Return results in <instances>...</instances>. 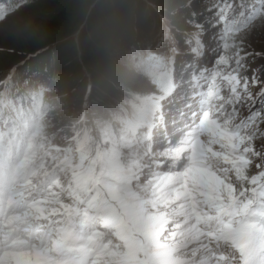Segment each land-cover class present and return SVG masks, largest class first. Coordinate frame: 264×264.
Listing matches in <instances>:
<instances>
[{"label": "rangeland", "instance_id": "374dc122", "mask_svg": "<svg viewBox=\"0 0 264 264\" xmlns=\"http://www.w3.org/2000/svg\"><path fill=\"white\" fill-rule=\"evenodd\" d=\"M176 1L190 9L194 26L181 32L193 31L197 43L178 51L173 44L184 23L172 21L176 29L170 32L165 28L169 23L158 20L156 37L144 46L155 53L154 60L130 44L99 54L97 72H75L69 88L54 89L45 80L55 95L39 99L48 101L44 113L51 119L40 141L31 135L22 139L6 127L12 128L15 110L26 117L31 113L32 91L42 76L30 81L23 72L36 55L49 51L52 56L57 43L37 51L21 48V42L32 39L27 32L38 21L36 9L29 2L17 7L13 2L12 8L7 0L0 3V144L4 140L13 148L20 142L19 169L30 174L29 186L53 189L38 215L60 225L67 212L84 215L90 197L99 193L101 202L89 226L91 239L104 240L105 248L95 264H215L207 247L212 239L252 254L264 246V197L259 196L264 192V115L249 112L248 92L259 89L250 82L248 91L244 88L253 69L264 71V56L248 55L264 52V0H199L195 10L193 0ZM255 3L257 13L251 15ZM224 23L230 27L221 31ZM227 29L233 33L225 48ZM195 60L206 78L190 74L191 91L185 95L207 96L208 106L193 115L203 126L201 141L189 150L170 144L167 154L181 165L151 168L126 139L140 135L141 126L176 93L184 97L185 74ZM73 62L68 61L69 67ZM105 73L119 79L107 92L96 81ZM166 73L165 94L160 83ZM35 113L38 119L44 115L37 108ZM54 195L61 203L53 202Z\"/></svg>", "mask_w": 264, "mask_h": 264}, {"label": "trees", "instance_id": "16d2710c", "mask_svg": "<svg viewBox=\"0 0 264 264\" xmlns=\"http://www.w3.org/2000/svg\"><path fill=\"white\" fill-rule=\"evenodd\" d=\"M1 1L3 0H0V3ZM7 1V8H12L11 4L13 2H16L13 7L19 6L20 3L29 2L36 9L35 20L38 21L27 32V35L32 39H29L26 44L21 42V48L37 51L46 45L57 43L53 47L55 52L52 56H50L49 51L48 53L44 52L36 55L28 68L23 72L27 74V76H24L25 79L30 81L36 74H40L42 76L39 78L41 82H37L34 91H32L34 92L32 98L34 104L31 107V113L26 117L20 110H15L12 115L13 119L11 120L14 133H16L15 129H17L23 135H31L34 139L38 138V141L41 140V136L45 133L51 122L50 114L44 113L47 108L46 105H49V103H47L48 101L45 98L40 101V97L47 93L48 95H55V88H69L74 82L75 72L82 71L83 68L96 73L97 68L95 67V63L97 60L95 58L99 54L104 55V52H110L114 48L127 47L131 44L139 51H143L145 56H150L154 60L155 53L151 52V49H145L144 46L149 42L150 38L154 39L156 37L158 20H166L169 26H165V28H169L170 32H175L176 28L172 26V23L176 22V20L179 22L182 20L181 24L184 23L182 27L177 26L180 28L177 34L178 40L175 39V43L173 44V47L177 48L178 51L188 46H193L192 43H197L193 31H187L188 33L184 34L181 32V28L184 31L186 26L194 27L189 18L188 12L190 9L185 4L175 2V0L172 2L171 0ZM257 7L258 3L253 4L254 9L251 15L257 13ZM174 9H177V11L175 12ZM229 27V24L224 23L220 28L221 31H224V29ZM227 33L224 42L225 48L230 45L233 30L227 29ZM163 46L167 45L163 44ZM150 47L153 48V45H150ZM62 49H66L67 52L61 54ZM77 57L81 60V65L77 63ZM68 61H74V66L69 67ZM90 74L95 76L93 73ZM45 80L51 81L54 89L50 88ZM118 80V78H115L110 73H105L102 77H97L96 79L99 87L105 92L113 90V87L119 83ZM168 80L167 73L161 77L160 87H162L165 94L169 89L167 87ZM36 108L40 110L41 114L44 113L40 119H38L39 117L37 118V113H35ZM6 130L9 131L10 126H7ZM46 192L48 197L53 196V189L47 188ZM77 195H79L78 192L73 193V196ZM259 196L264 197V192ZM54 197L55 200L53 202L57 201V203H61L57 195H54ZM90 198L87 210L84 212V215H80V218L87 221H91L97 215L95 204H100L101 202L98 192ZM250 201L251 199L248 200V203ZM67 213L63 224L71 225L79 215L71 214V212Z\"/></svg>", "mask_w": 264, "mask_h": 264}, {"label": "bare ground", "instance_id": "6f19581e", "mask_svg": "<svg viewBox=\"0 0 264 264\" xmlns=\"http://www.w3.org/2000/svg\"><path fill=\"white\" fill-rule=\"evenodd\" d=\"M182 68L183 67H181L179 71L182 70ZM206 69L208 70L210 67H206ZM193 72L199 73V80L206 78V71L204 68L200 67V61L195 60V64L189 68L185 74L182 87L183 93L186 92V90H191L188 86L192 83V76H190V74ZM176 95H178L177 98L173 97L166 106L161 107L154 116H152L148 124L141 126L140 135L133 136L132 140H129V137L126 139L128 143L130 142L131 147L134 148L133 153L135 154L137 150L140 151L138 152V156L151 168H174L178 167L177 165L180 166V163L175 162V157L167 154L168 147L171 144L169 138L172 136L173 132L181 127L182 122L188 121V114L192 116L196 113L197 102L194 96H190L185 102L183 95L177 93ZM184 104L188 106L187 109L183 111L182 108ZM121 126L123 127V124H121ZM112 134V131H110L109 135H111V137H113ZM157 164L162 165V167H159Z\"/></svg>", "mask_w": 264, "mask_h": 264}, {"label": "snow or ice", "instance_id": "6c2138e0", "mask_svg": "<svg viewBox=\"0 0 264 264\" xmlns=\"http://www.w3.org/2000/svg\"><path fill=\"white\" fill-rule=\"evenodd\" d=\"M194 10L199 7V0H193V3L190 5ZM249 56L253 57H262L264 52H254L249 53ZM247 57H245V60ZM239 83V81H237ZM249 82L253 88H258L256 92H248V99L251 101L249 112H259L261 115H264V87H259L261 84H264V71L261 69H253L251 76L245 77L244 88L245 91H248Z\"/></svg>", "mask_w": 264, "mask_h": 264}]
</instances>
